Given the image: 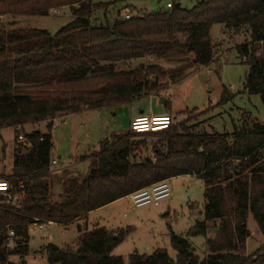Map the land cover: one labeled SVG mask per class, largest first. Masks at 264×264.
Here are the masks:
<instances>
[{"label":"trees","instance_id":"16d2710c","mask_svg":"<svg viewBox=\"0 0 264 264\" xmlns=\"http://www.w3.org/2000/svg\"><path fill=\"white\" fill-rule=\"evenodd\" d=\"M112 2L0 0L2 16H49L53 8L70 7L73 17L56 33L8 29L0 23V131L84 109L128 104L178 85L191 73L184 71L182 63L170 73L163 62L195 67L216 62L223 52L222 44L212 39L214 24L247 36L237 47L250 65L244 88L264 101V0H199L189 9L173 3L171 8L134 13L130 19L119 16L112 23L99 22L98 11ZM132 60L140 61L139 65L120 68L119 64ZM163 77L168 80L163 82ZM232 98L225 87L216 106ZM210 110L176 123L172 119L170 128L163 131L130 129L103 139L98 150L81 156L91 160L89 174L62 181L57 198L53 195L52 123L47 131L26 133L25 147L17 134L15 142L20 145L15 148L12 170L0 174V180L11 184L12 197L21 194V199L15 205H0V264H14L11 256H20L26 263L29 226L36 221L68 225L138 190L182 175L199 176L204 182L202 218L186 235L172 233L176 259L166 248H156L150 254L133 252L127 262L264 264V245L247 253L250 213L264 232V123L242 111L232 133L198 128L205 120L191 124ZM185 113L189 112L180 114ZM154 138L160 144L149 149ZM77 229L75 247L48 243L40 249L47 264H126L114 249L131 227L90 229L79 224ZM210 229L213 236H208ZM10 231L16 242L13 248L8 247ZM194 236L207 238L204 257L190 241Z\"/></svg>","mask_w":264,"mask_h":264},{"label":"rangeland","instance_id":"374dc122","mask_svg":"<svg viewBox=\"0 0 264 264\" xmlns=\"http://www.w3.org/2000/svg\"><path fill=\"white\" fill-rule=\"evenodd\" d=\"M95 2H106L111 0H94ZM199 0H113L108 8L99 10L98 17H102L99 22L104 24L114 22L121 12L134 10L140 12H155L165 9L168 2L178 3L184 8H193ZM58 13H52L49 16L35 17H16L0 15V23L6 25L8 29H40L56 33L62 27L73 20L72 9L70 7H57ZM212 39L215 43H221L223 55L210 66L195 67L187 62L165 61L163 65L171 72L176 71V66L185 64L184 71L191 75L180 84L171 86L166 90L152 94L156 96L153 99H146L140 105L144 108L153 109L152 113H166L174 120V123L183 121L188 116H195L206 109H211L206 115L201 116L199 120H194L191 124H196L202 120L206 122L198 128H205L208 131L220 133L234 131L235 125L241 122L242 111L250 113L254 118H258L264 123V101L259 95L249 94L244 83L250 70V65L238 54L237 47L246 41L247 36L244 33L233 34L225 29L222 24H214L211 29ZM260 51L257 55H260ZM191 57V56H189ZM152 60V59H150ZM140 61L132 60L127 63L119 64L120 68L129 69L139 65ZM174 69V70H171ZM163 82L168 77L161 78ZM188 80V81H187ZM172 89L173 87H176ZM232 87L233 98L225 104L218 105L224 88ZM166 98L165 104L161 103L162 98ZM170 105V106H169ZM138 106V105H137ZM215 106L214 109L212 107ZM140 107V106H138ZM134 109V107H132ZM131 107L126 109H108L88 110L80 112L74 116H57L61 118V123L52 128L53 140L55 143L53 150V159L57 164L52 165L55 175L53 195L61 189L62 181L68 178H80L89 174L91 160H82L81 155L99 149L100 142L116 132H127L128 118L131 115ZM136 108V106H135ZM184 111L189 113L180 114ZM150 112V111H148ZM48 121L43 123H31L18 128H6L0 131V174L9 173L12 170L13 155L15 148L20 145L15 142L17 134L23 136L19 142L23 147L27 146L26 133H32L35 130L47 131ZM160 139L149 140V149L159 145ZM61 156V158H59ZM68 170L64 174V170ZM57 178V179H56ZM5 182V180H0ZM172 195L170 209L162 205L160 208L153 206H143L135 208L130 198L119 201L116 205L103 210L98 214L108 222H112V213L117 220L122 223V227L132 226L133 231L122 242L116 252H126V249L137 245L138 253H152L154 249L166 248L169 255L176 259L177 252L171 244V239L153 237V233L166 232L169 228L177 235H186L195 221L203 216L205 196L204 182L195 175H182L169 180ZM10 189L11 184H9ZM5 199L0 200V205H15L21 199V194H15L13 197L10 192L0 193ZM168 201V200H167ZM166 202V201H164ZM163 202V204H164ZM157 210H160L159 212ZM169 214H166L169 212ZM155 215V222L151 216ZM164 215V216H163ZM85 226V223L83 224ZM248 228L251 231V237L247 241V253H255L264 245V232H262L252 213L248 216ZM31 236L29 242V254L25 256V264H47L46 255L40 252V249L48 243L58 246L75 247L79 232L75 225L61 226L52 224L48 229L33 228L29 231ZM214 230L210 229L208 236H213ZM160 241V243H158ZM197 253L204 257L207 254V238L205 236H194L190 238ZM12 243V242H10ZM14 244L8 245L13 248ZM9 244V242H8ZM149 247V248H148ZM10 261L14 264H22L20 256H11ZM126 264H129L126 261Z\"/></svg>","mask_w":264,"mask_h":264},{"label":"built area","instance_id":"2783aa9c","mask_svg":"<svg viewBox=\"0 0 264 264\" xmlns=\"http://www.w3.org/2000/svg\"><path fill=\"white\" fill-rule=\"evenodd\" d=\"M173 3L168 2L167 8H171ZM52 13L60 12L59 8L51 9ZM121 17L126 19H130L132 17L131 13L121 14ZM48 122L52 123L53 127L58 126L61 123V118H53L48 120ZM172 125V117L169 115H145L141 114L136 116L131 122V130L137 133H145V132H159L170 128ZM23 136L20 135V138ZM57 160L54 158L52 164H56ZM10 190V186L8 182L0 181V193H7ZM172 195L171 186L169 184V180H163L152 184L148 187H145L141 190H138L129 195L131 202L135 208H140L143 206H153L159 207L162 205L164 201L170 199ZM54 224L53 222H40L36 221L29 226V231H32L33 228L39 227L40 229H48L50 225ZM14 232H9V244H14L13 238ZM12 242V243H10Z\"/></svg>","mask_w":264,"mask_h":264},{"label":"crops","instance_id":"0c3cea01","mask_svg":"<svg viewBox=\"0 0 264 264\" xmlns=\"http://www.w3.org/2000/svg\"><path fill=\"white\" fill-rule=\"evenodd\" d=\"M125 13H131V14H134V13H136L134 10H126V11H124V12H121L120 13V16H121V14H125ZM100 19L102 18L101 16L99 17ZM188 81V80H187ZM174 88H177V86L176 87H173L172 89H174ZM232 87H230V89H231ZM153 98H156V96H153V95H150V96H148V97H145V98H142V99H139V100H136V101H133V102H131V103H128V104H124V105H120V106H114V107H102V108H108V109H118V110H122V109H126V108H128V107H134V109L132 108V111H131V115L129 116V118H128V122H127V125L129 126V129H127V131H129L130 129H131V122H132V120L136 117V116H138V115H141V114H145V115H163V114H166V113H152L151 111H153V109L154 108H152L151 106L149 107V108H144L142 105H140L141 103H142V101H144V100H146V99H153ZM162 104H165L164 102H161ZM140 106V107H138V106ZM135 106H136V108H135ZM102 108H97V109H102ZM97 109H84V110H82V111H79V112H77V113H73V114H69V115H64L63 117H64V119L67 117V116H74L75 114H78V113H80V112H86V111H88V110H97ZM148 111H150V112H148ZM41 123V122H40ZM43 123V122H42ZM53 127V126H52ZM116 133H122V132H116ZM114 134V133H113ZM54 146H55V143H54ZM86 154V153H85ZM84 154V155H85ZM81 156H83V155H81ZM59 158H61V156H59ZM58 163V162H57ZM56 163V164H57ZM68 170L66 169V170H64V174L67 172ZM198 178H200L199 176H197ZM80 178H84V177H80ZM57 179V178H56ZM169 180H173V178L172 179H169ZM125 198H130L129 197V195L128 196H126V197H123V198H121V199H118V200H116V201H114V202H112V203H110V204H108V205H106V206H103V207H101V208H98V209H96V210H94V211H91V212H89L88 214H86L83 218H81V219H79V220H77V221H75V222H73V223H71V224H68V225H75L76 224V226L78 227V225L80 224V225H83L84 223L85 224H87V226H88V228H90V229H92V228H94L95 226H105V227H107V228H109V229H112V230H117V229H121V228H123L122 227V223L121 222H119L118 220H117V218H116V216L114 215V213H112V216H113V220H112V222H108V220H106V224H104L105 222V220H103V218L100 216V217H98L99 215L98 214H100V212H102L103 210H106V209H108V208H111L112 206H114V205H116L119 201H121V200H123V199H125ZM170 201L171 200H168V201H166V202H164V204L162 203V205H164V209L165 208H168V209H170V206H171V204H170ZM162 205H160L158 208H160ZM158 212L160 211V210H157ZM170 213V211L169 212H167L166 214H164V215H167V214H169ZM163 215V216H164ZM151 218H152V221L153 222H155V215L154 216H151ZM61 226H66V225H61ZM127 227H131L132 228V226H127ZM133 229L134 228H132V231H133ZM132 231L130 232V233H132ZM129 233V234H130ZM172 233H174L173 231H172V228H169V230H167L166 232H161V233H157V232H154L153 233V237L155 238V239H157V238H165V239H171V235H172ZM128 234V235H129ZM127 235V236H128ZM126 239V238H125ZM158 243H160V241L158 242ZM122 244V243H121ZM121 244H119L115 249H114V254H116V255H122L124 258H125V260L126 261H128V256L131 254V253H133V252H137V245H134V246H132L131 248H128V249H126V252H116V250H118V248H119V246H121ZM149 248V247H148ZM158 248H160V247H158Z\"/></svg>","mask_w":264,"mask_h":264},{"label":"water","instance_id":"95a60500","mask_svg":"<svg viewBox=\"0 0 264 264\" xmlns=\"http://www.w3.org/2000/svg\"><path fill=\"white\" fill-rule=\"evenodd\" d=\"M146 13H147L146 11L143 12V14H146ZM115 38H116V37H112L111 40H114ZM166 100H167V99L163 97V98L161 99V102H166Z\"/></svg>","mask_w":264,"mask_h":264}]
</instances>
